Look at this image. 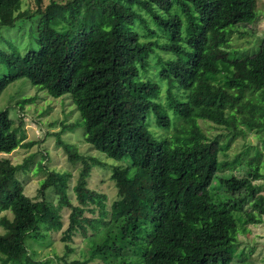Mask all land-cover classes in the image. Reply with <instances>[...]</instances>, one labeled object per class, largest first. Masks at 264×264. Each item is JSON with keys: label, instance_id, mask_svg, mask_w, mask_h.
<instances>
[{"label": "trees", "instance_id": "16d2710c", "mask_svg": "<svg viewBox=\"0 0 264 264\" xmlns=\"http://www.w3.org/2000/svg\"><path fill=\"white\" fill-rule=\"evenodd\" d=\"M18 1L0 0V18ZM31 1L34 13L24 17L38 16L37 48L21 56L14 48L0 50L8 70L0 77V93L24 78L53 98L68 94L83 141L127 165L110 169L117 200L106 210L105 197L86 188L90 164L98 162L79 155L58 134L55 144L68 164H80L71 189L75 205L66 193L68 172H48L31 201L15 177L28 159L16 165L1 159L0 264H46L29 257L26 241L40 236L39 228L59 231L63 208L69 210L60 238L63 264H240L233 260L236 226L243 232L247 222L261 223L264 215V196L251 185L262 177L261 154L257 149L247 158L244 177L219 175L237 161L218 159L224 146L207 139L197 120L236 135L229 112L254 108L245 96L257 94L264 101V37L242 58L227 47L234 27L256 19L255 1L48 0L44 6L43 0ZM160 82L164 104L158 101ZM147 117L157 129L174 128L171 139L157 137ZM11 124L7 111H0L3 155L35 143L23 142L21 123ZM255 128L264 148V123ZM37 169H43L39 162ZM50 189L56 204L45 197ZM245 205L256 215L246 221L234 217ZM95 209V217L83 216ZM76 233L85 239V257L67 261L72 252L67 242Z\"/></svg>", "mask_w": 264, "mask_h": 264}, {"label": "rangeland", "instance_id": "374dc122", "mask_svg": "<svg viewBox=\"0 0 264 264\" xmlns=\"http://www.w3.org/2000/svg\"><path fill=\"white\" fill-rule=\"evenodd\" d=\"M55 1L61 3L66 0ZM254 1L256 19L251 24L234 27L227 37L228 50L235 51L237 58L252 55L264 37V0ZM47 3L48 0L42 1L43 6ZM34 10L35 7L31 0H19L9 13L0 18L1 51L9 53L14 48L21 56L30 49L37 48L33 37L38 16L24 17L26 14L32 15ZM159 41L162 42V38ZM150 64L153 65V58H150ZM154 70V68L151 70L153 75L150 76L153 80H155ZM7 73V68L0 63V77H4ZM165 99V86L163 82H160L158 101L164 104ZM24 100L31 101L22 104ZM243 101L254 108L245 107L238 113L229 112L228 115L236 120V135L232 132L228 134L222 128L206 121L197 120V126L207 139L216 138L218 143L224 146V150L218 156L220 161H237L232 168L219 172V175L231 174L235 177H244V163L248 157H251L254 150H259L261 158L258 169L262 177L252 181L251 185L256 195L264 196V148L260 146V137L255 128L256 125L264 123V101L257 94L245 96ZM3 110L7 111L8 118L12 122V128L19 123L22 124L25 135L23 142H35L31 147H17L7 155L0 154V160L7 158L12 165L21 164L25 159H28L24 173L20 171L15 174L25 197L31 201L37 199L36 190L48 172L53 171L59 174L68 172L70 177L67 181L66 193L69 201L74 205L76 204L71 189L78 175L80 164L77 163L74 167L68 164L62 149L55 144V135L58 134L59 139L64 144L73 146L79 155L93 157L98 162L97 165L90 164L91 169L86 179V188L105 197L106 210L113 201L117 200L113 182L109 179L110 169L115 164L126 166L127 163L109 159L83 141L84 128L81 126L78 112L68 94L53 98L45 91L31 85L27 79L20 78L12 81L0 93V111ZM168 115L171 116L170 112ZM146 123L149 124L150 129L156 133L157 137L164 136L171 139L175 133L172 127L166 131L155 128L150 117H147ZM64 126L67 127L61 131ZM243 152L246 155H243ZM38 162L43 169H37ZM45 197L51 203L56 204L57 196L53 194L51 189L47 190ZM88 207L92 208V205ZM68 213L69 210L66 208L61 210L62 226L59 231L46 232L43 228H39L38 234L40 236L27 239L29 257L33 261L45 262L46 264H63L59 259L64 252L65 242H62L60 238L67 223ZM2 214L10 218L9 212ZM253 215H256V210H251L248 205H245L239 214L233 213L234 217H239L245 221ZM83 216L86 218L95 217L96 209L93 214L85 211ZM243 228L244 231L241 232L240 227L236 226V246L233 249L234 262L264 264V215L261 216V223L247 222ZM0 232H2L1 229ZM67 244L72 249V252L66 257L67 261L81 260L85 257L86 242L79 233H76Z\"/></svg>", "mask_w": 264, "mask_h": 264}]
</instances>
